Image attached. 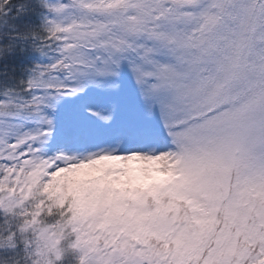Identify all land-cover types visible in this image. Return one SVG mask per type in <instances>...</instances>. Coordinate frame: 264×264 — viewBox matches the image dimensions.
Here are the masks:
<instances>
[{
    "label": "snow or ice",
    "instance_id": "snow-or-ice-1",
    "mask_svg": "<svg viewBox=\"0 0 264 264\" xmlns=\"http://www.w3.org/2000/svg\"><path fill=\"white\" fill-rule=\"evenodd\" d=\"M41 5L48 62L0 98V223L51 198L88 264H264V0Z\"/></svg>",
    "mask_w": 264,
    "mask_h": 264
},
{
    "label": "clouds",
    "instance_id": "clouds-1",
    "mask_svg": "<svg viewBox=\"0 0 264 264\" xmlns=\"http://www.w3.org/2000/svg\"><path fill=\"white\" fill-rule=\"evenodd\" d=\"M6 0H0V8ZM41 4V0H38ZM26 5H17L19 11L23 12ZM4 11H0L3 16ZM42 34L35 31L17 33L16 36L25 40L29 37L35 40H42L45 34H54V27L44 23L41 25ZM13 45L0 44V56L10 52ZM6 219L0 223V264H56L62 255L71 249L78 252L77 264H88V253L81 251V245L74 238L67 247H62L61 242L67 241L69 237H74L78 230L74 226L71 218H65L60 214V209L55 200H51L49 208L39 219H23L13 208L8 205L3 206ZM54 224L59 228L58 232H49L48 225ZM14 225V239L9 233V227ZM91 249H89V252Z\"/></svg>",
    "mask_w": 264,
    "mask_h": 264
},
{
    "label": "trees",
    "instance_id": "trees-1",
    "mask_svg": "<svg viewBox=\"0 0 264 264\" xmlns=\"http://www.w3.org/2000/svg\"><path fill=\"white\" fill-rule=\"evenodd\" d=\"M10 1H18L20 4H25L26 7L23 12L20 11L17 19V25L15 26L14 30L11 29L10 31V29H8V31L4 32V34H6L4 35L6 39L5 41H2V44H10L13 45V47L11 51L8 52L9 54H5V56L8 58V63L1 62L2 66L0 69L4 67L6 68L8 71V74L6 72V76L9 77V80L12 78L17 79L15 84H11L9 82L10 86H21V84L18 83L24 82V80L27 79L29 65L38 63L35 50L37 48L36 46L40 45L41 41L35 40L32 37L21 40L16 36V34L31 30L43 35L41 25L45 23L46 16L44 13L45 9L40 3H38V0ZM11 64H13V66ZM11 69H13V71ZM0 91L3 93L2 90Z\"/></svg>",
    "mask_w": 264,
    "mask_h": 264
},
{
    "label": "rangeland",
    "instance_id": "rangeland-1",
    "mask_svg": "<svg viewBox=\"0 0 264 264\" xmlns=\"http://www.w3.org/2000/svg\"><path fill=\"white\" fill-rule=\"evenodd\" d=\"M20 2L18 3V1H10L9 5H6V10L3 14V16H0V44H2V41H5V36L6 34H4L5 31H8V29L14 30L15 26L17 25V19H18V15L20 14V11L17 8V5H19ZM45 16L47 18H51V15L47 12V10L45 9L44 11ZM39 45H37L36 47H38ZM8 53V52H7ZM5 53V54H7ZM36 56H37V60L38 63L37 64H31L29 65V69L27 71V79L24 80V82H26L32 75V69L38 65V64H44L48 62V58L46 56H42L40 52H38L37 50H35ZM4 55L0 56V68H1V62L8 63V58ZM9 54V53H8ZM33 63V62H32ZM13 66V64H11ZM13 71V69H11ZM6 72L8 74V71L6 70V68H2L0 69V90L3 91V93L0 91V98L3 97V94L5 92H9V91H19L20 89H22L24 87V84L22 82L18 83L21 84V86H13V85H9V82L11 84H15L16 83V78H12L9 80V77L6 76ZM20 81V80H19ZM7 83V84H6ZM8 85V86H7ZM74 239V237H69L67 241H62L61 242V246L62 247H67L68 244H70V242ZM79 256L78 252H74L71 249H69L68 251H66L61 259L59 261H56V264H77V257Z\"/></svg>",
    "mask_w": 264,
    "mask_h": 264
}]
</instances>
